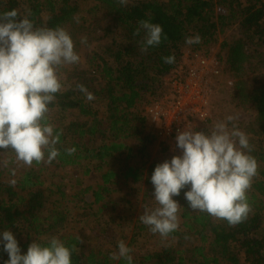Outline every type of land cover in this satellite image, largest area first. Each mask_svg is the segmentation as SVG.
Returning <instances> with one entry per match:
<instances>
[{
	"label": "trees",
	"instance_id": "trees-1",
	"mask_svg": "<svg viewBox=\"0 0 264 264\" xmlns=\"http://www.w3.org/2000/svg\"><path fill=\"white\" fill-rule=\"evenodd\" d=\"M91 1L93 5L88 13L97 25L98 22L106 23L104 31L110 35L116 50L107 48L101 51L102 54L92 52L88 64L97 68L98 76H90L91 70H75L69 86L62 84V91L49 105L47 122L54 126V135L59 134L56 147L60 155L48 165L33 163L30 170L20 173L14 181H2L3 170H0V233L10 230L18 241L21 254H26L33 241L48 246L51 238L56 237L72 249V264H127L124 259L111 258L114 250L100 249L97 244L109 237L108 231L119 214L109 194H121L119 186L129 183L132 190L138 192L141 188L146 194L154 191L150 179L157 164L148 163V160L140 166L130 164L135 159H148L150 147L157 141L147 117L139 116L134 109L146 94V84L162 86V79L181 64L182 46L187 37L198 34L201 42L191 44L192 50L206 52L214 44L219 27L236 25L238 37L222 45L226 57H222L220 51L217 55L222 65L221 76L229 70L236 77L232 99L237 106H249L255 112V124L250 132L262 137L249 153L258 164V174L247 192L254 213L244 222L229 226L226 221L207 213L192 211L184 198V192L189 190L186 187L174 197L182 207L181 227L167 238L151 232L162 239L163 248L140 260L132 258L133 264H218L221 259L227 264H242L235 253L237 250L245 256V263L264 264V233L261 237L252 235L253 229L259 228L258 222L264 212V81L250 89L245 79V72L257 64L264 68V55H254L257 47L264 48V0H247L245 3L240 0H126L123 5L120 0ZM220 8L226 13L217 15L216 10ZM11 10L17 11L18 19L27 17L36 28H63L71 35L75 51L80 50L81 39H76L81 30L76 17L80 10L77 0H0V14ZM97 13L102 14V19L95 16ZM141 20L161 25L166 36L159 46L149 47L147 52L140 51L144 31L134 35ZM91 29L94 31L96 27ZM170 55H174V63H164L162 57ZM89 93L92 99L88 98ZM95 99L107 101L105 113H96ZM160 144L161 151L166 152L167 145ZM71 148L75 152L69 155L66 150ZM4 154L8 155L9 165L18 164L14 152L0 150V158ZM114 160H118L117 168L113 166ZM8 166L4 168L6 171H9ZM48 166L58 170L82 169L85 176L95 173L100 176L101 183L96 190L92 187L79 189L70 200L64 186H44L43 173L50 169ZM77 184L80 186L79 181ZM91 191L93 201L90 203L84 196ZM122 202L131 206L130 201ZM69 204L84 211L78 213L79 218L89 217L88 214L93 216L92 212L85 211H91L94 206L97 210L94 214L101 224L91 249H87L77 235L64 231ZM116 225L123 227L119 223ZM136 228L139 232L127 244L130 248L136 236L148 229L141 222ZM197 235L200 245L187 246L188 240ZM173 241L177 244L175 247L170 243ZM206 249L217 258L207 257ZM7 260L8 255L0 244V264Z\"/></svg>",
	"mask_w": 264,
	"mask_h": 264
},
{
	"label": "clouds",
	"instance_id": "clouds-1",
	"mask_svg": "<svg viewBox=\"0 0 264 264\" xmlns=\"http://www.w3.org/2000/svg\"><path fill=\"white\" fill-rule=\"evenodd\" d=\"M141 30L145 33L141 52L166 39L162 26L148 20L138 22L134 35ZM200 42L198 34L185 40L188 45ZM162 59L167 64L175 61L174 55ZM79 62L74 41L63 28H36L27 17L18 19L16 10L0 14V150H11L26 166L48 165L60 155L56 147L59 134L54 135V126L47 122L49 105L63 88L60 70ZM88 98L92 99L91 93ZM175 144L181 154L154 168L150 182L157 206L139 215L141 223L162 238L176 231L182 207L174 197L186 187L184 198L192 211L207 213L229 226L244 222L252 212L247 192L258 174L257 161L249 154L253 147L248 136L218 122L210 133L178 131ZM66 152L72 155L75 149ZM0 244L8 255L5 264H72V249L56 237L48 246L33 241L26 254H21L13 233L5 230L0 233ZM131 252L121 240L118 253L111 258L133 264Z\"/></svg>",
	"mask_w": 264,
	"mask_h": 264
},
{
	"label": "rangeland",
	"instance_id": "rangeland-1",
	"mask_svg": "<svg viewBox=\"0 0 264 264\" xmlns=\"http://www.w3.org/2000/svg\"><path fill=\"white\" fill-rule=\"evenodd\" d=\"M57 1V0H56ZM76 1V0H75ZM80 6L79 13L76 15L77 17V23L78 28H80V33L78 39L86 38V43L80 44V50L77 52L80 56V62L76 65H68L63 67L60 70V79L62 84L65 86H69L68 83L70 81L72 73L76 70V72H79L81 70H91L92 72L89 73L90 76H98L97 68H94L95 66L91 67L88 64V57L91 55L92 52L97 51L102 54L101 51L107 50V48L116 50L115 46L112 43L110 35H107L104 31L105 29V22H98V25L96 22L91 18L92 15L88 13L89 9L92 7L93 2L91 0H77ZM164 1V0H160ZM229 1V0H228ZM247 0H240V2L245 3ZM248 1H255V0H248ZM226 13V10L224 8H220L216 10L217 15H223ZM96 17H100L102 19V14L97 13L95 15ZM91 27H96V29L93 31ZM220 30V31H219ZM217 36L215 38L214 44H212V49L216 50L217 52L220 51V54L222 57H226V51L222 50V45L224 43H231L233 42L239 35L238 27L236 25H228L224 28L219 27ZM91 41V43L88 45L87 42ZM221 48V49H220ZM193 47L191 45L185 44L182 46V52L185 53L188 50H192ZM257 52H254V55H257L261 53L264 55V48L257 47L255 49ZM109 64H112L110 60H108ZM246 67V66H245ZM229 69V68H228ZM96 72V73H95ZM79 74V73H77ZM245 79L250 89L257 87L258 82L264 81V68L257 64L255 68L252 70H247L245 72ZM86 78H89L85 74ZM232 81L233 87L228 86L227 82ZM236 82V77L232 75V73L227 70L224 75L220 77L219 80L216 81V87L214 88L213 93V99H212V111L211 116L206 124H201L195 127L196 129H200V131H205L206 133H210L214 125L218 122H225L227 123L228 129L231 131L233 127L237 128L238 130L244 132L248 138L249 143L252 145V147H256V142L260 141L262 137L256 136V134L250 132V130L253 128V125L255 124L254 118H255V112L251 107H239L236 105L235 101L232 99L233 89ZM146 94L143 96L142 102L138 104L137 107H135L134 111L137 112L139 116H145V108L154 100L160 97H164L166 94V91L164 88L160 86H151L146 84ZM233 88V89H232ZM106 105L107 101H99L94 100L93 106L94 110L98 115L105 113L106 111ZM228 117H232L231 121H228ZM149 130V128H147ZM256 144V145H255ZM132 145H134L132 143ZM162 145L157 140L153 143L150 147V157L147 159H135L131 161L130 164L134 166H140L143 161L148 160V163H163L165 160H170L172 153L167 149L166 152L161 151ZM254 149V148H253ZM7 154H4L0 158V170H3L2 172V181H14L18 178L19 174H23L24 172L30 170L32 166H26L22 162H18V164L9 165V159ZM119 160V159H118ZM117 160V161H118ZM117 161L114 160V168H117ZM16 163V162H15ZM9 165V166H8ZM143 165V164H142ZM8 166V170L6 171L4 168ZM146 167V166H145ZM50 168V169H49ZM48 171L43 173V180L45 183V187H52L53 184L61 185L65 187V190L69 194V199L71 200V196L75 195L79 189L92 187L93 190H96V187L99 183H101L100 176L95 173H91L90 175H83L82 169H56L54 166H48ZM145 170V168H144ZM77 181H79L80 186H78ZM131 184H127L124 186V184H121L119 188L121 189V194L111 193L109 194V198L116 204V207L119 211V214L116 218V223H119L123 225V227H118V225L113 224L111 225V228L109 229V237L105 240H101L102 242H99L97 245L98 247H101L100 249H111L114 250L115 253H118V248L115 247V244L112 245V243H116L118 245V242L123 240L125 244L127 245L131 238L134 236L135 233H138L137 225L141 222L139 220V215H142L145 209H153L155 208L156 202L152 196V192L145 193V191L141 188V190L138 192L136 190H132L130 187ZM136 188V187H135ZM146 194V196H144ZM85 199L88 200V202L93 201V191L86 194ZM123 200L130 201L131 206H125L122 202ZM52 199L49 201L51 202ZM79 205H82L81 203ZM111 206H114L113 203H110ZM48 207V206H47ZM68 208L70 212H68L67 215V221L66 228L64 231H67L71 234L77 235L79 238H81L84 241V244L87 249H91L93 245H95V240L93 239L99 231L101 221L96 219V216L94 213H96V209L92 208L91 211H85V212H92L93 216L90 214L89 217H78V213H83L84 211L74 209L71 204L68 205ZM130 208V209H129ZM86 210V209H85ZM94 210V212H93ZM181 213V210L179 212V215ZM254 213V210L252 209V212L249 214L250 217H252ZM122 219V220H119ZM181 218L179 217V227H181ZM259 228L253 229L252 235L254 237H261L264 233V212L261 213L260 221L258 222ZM186 232L187 230H183ZM84 237L90 238L87 241H85ZM102 237V236H101ZM169 240V239H168ZM162 239H159L158 236H154L149 231V228L142 232L140 235L136 236V241L131 245V255L133 258L140 260L142 257L153 253L155 251H158L159 249H162L163 243H161ZM175 241V240H174ZM170 242L175 247L177 244L176 242ZM200 245V238L199 236L191 237L188 240L187 246L189 247H198ZM107 252V251H106ZM114 252H111V255H113ZM235 253L238 255L240 261L242 264H249L245 263V256L243 253L238 252L235 250ZM206 255L207 257H211L216 259L217 256L210 251V249H206ZM218 264H227L226 261H223L222 259L219 260Z\"/></svg>",
	"mask_w": 264,
	"mask_h": 264
},
{
	"label": "built area",
	"instance_id": "built-area-1",
	"mask_svg": "<svg viewBox=\"0 0 264 264\" xmlns=\"http://www.w3.org/2000/svg\"><path fill=\"white\" fill-rule=\"evenodd\" d=\"M222 65L217 51L188 50L182 62L162 79L164 97L154 99L146 108L145 116L156 139L167 145L170 153L180 155L175 137L184 128L206 124L212 111L216 81L221 76ZM231 86L232 81H228Z\"/></svg>",
	"mask_w": 264,
	"mask_h": 264
}]
</instances>
